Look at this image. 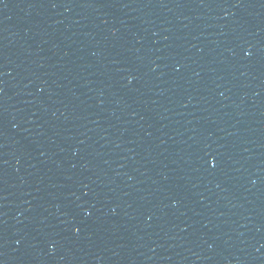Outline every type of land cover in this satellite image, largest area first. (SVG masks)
<instances>
[{
    "label": "water",
    "instance_id": "water-1",
    "mask_svg": "<svg viewBox=\"0 0 264 264\" xmlns=\"http://www.w3.org/2000/svg\"><path fill=\"white\" fill-rule=\"evenodd\" d=\"M0 264H264V0H0Z\"/></svg>",
    "mask_w": 264,
    "mask_h": 264
}]
</instances>
